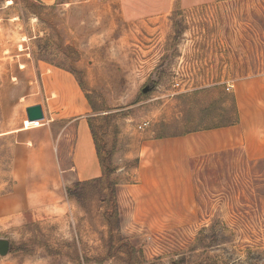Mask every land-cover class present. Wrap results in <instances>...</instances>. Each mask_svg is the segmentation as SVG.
Returning <instances> with one entry per match:
<instances>
[{
    "label": "rangeland",
    "instance_id": "1",
    "mask_svg": "<svg viewBox=\"0 0 264 264\" xmlns=\"http://www.w3.org/2000/svg\"><path fill=\"white\" fill-rule=\"evenodd\" d=\"M52 67L72 73L89 100L104 176L71 187L75 216L8 230L0 264H264V158L233 149L193 159L198 213L188 225L127 235L120 199L146 139L235 115L227 87L264 74V0L137 22L122 19L117 0H0V132L36 123L42 104L31 99H43ZM12 142L0 135V194Z\"/></svg>",
    "mask_w": 264,
    "mask_h": 264
},
{
    "label": "crops",
    "instance_id": "2",
    "mask_svg": "<svg viewBox=\"0 0 264 264\" xmlns=\"http://www.w3.org/2000/svg\"><path fill=\"white\" fill-rule=\"evenodd\" d=\"M54 4L58 0H41ZM124 21L161 20L176 7L195 8L216 0H117ZM31 104H42L36 123L0 135L11 136L9 189L0 194V237L27 218L47 219L78 212L68 194L76 183L104 176L90 119L89 100L76 77L52 67L42 77ZM239 121L227 125L146 139L137 179L120 189L126 206L121 228L130 236L195 222L197 192L192 170L196 157L242 149L249 159L264 158V74L233 81L227 87ZM35 122V121H34Z\"/></svg>",
    "mask_w": 264,
    "mask_h": 264
},
{
    "label": "trees",
    "instance_id": "3",
    "mask_svg": "<svg viewBox=\"0 0 264 264\" xmlns=\"http://www.w3.org/2000/svg\"><path fill=\"white\" fill-rule=\"evenodd\" d=\"M238 121H239V114H238V111H236V112H235V115H234L229 121L222 122V123H220V124H216V125H210V126H207V127H205V128H211V127H216V126H221V125H227V124H231V123H237ZM189 131H192V130H188V131H186V132H189ZM165 136H167V135H161V136H159V137H165ZM96 144H97L98 153L100 154V158L102 159V157H101V153H100V148H99V146H98L97 141H96ZM102 165L104 166L103 161H102ZM104 172H105V170H104ZM79 184H80V183H79ZM68 194H69V195H73V191H72V188H71V187L68 188Z\"/></svg>",
    "mask_w": 264,
    "mask_h": 264
},
{
    "label": "water",
    "instance_id": "4",
    "mask_svg": "<svg viewBox=\"0 0 264 264\" xmlns=\"http://www.w3.org/2000/svg\"><path fill=\"white\" fill-rule=\"evenodd\" d=\"M146 91V89H145ZM10 242L7 238L0 237V254L5 255L8 252Z\"/></svg>",
    "mask_w": 264,
    "mask_h": 264
},
{
    "label": "built area",
    "instance_id": "5",
    "mask_svg": "<svg viewBox=\"0 0 264 264\" xmlns=\"http://www.w3.org/2000/svg\"><path fill=\"white\" fill-rule=\"evenodd\" d=\"M146 125H147V122H145V123L143 124V126H146ZM143 126H142V127H143Z\"/></svg>",
    "mask_w": 264,
    "mask_h": 264
}]
</instances>
